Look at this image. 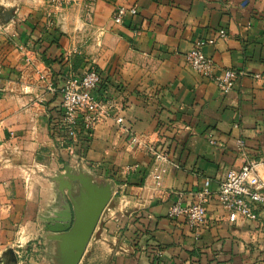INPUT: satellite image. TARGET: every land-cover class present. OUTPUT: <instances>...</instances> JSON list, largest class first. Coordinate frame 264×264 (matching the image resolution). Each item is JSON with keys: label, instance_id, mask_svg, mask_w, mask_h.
<instances>
[{"label": "crops", "instance_id": "obj_1", "mask_svg": "<svg viewBox=\"0 0 264 264\" xmlns=\"http://www.w3.org/2000/svg\"><path fill=\"white\" fill-rule=\"evenodd\" d=\"M118 6L137 12L117 24ZM33 7L15 5L14 19L0 23V257L20 242L18 228L36 220L44 227L58 205L57 195L35 196L37 175L65 165L60 89L68 75L95 64L98 94L113 109L75 148L115 191L79 264H264V206L254 207L258 220L230 223L218 198L227 173L245 163L239 139L250 159H264V0H96L91 21L75 4L54 10L52 27L48 0ZM221 29L227 39H219ZM211 38L217 42L204 52L216 74L243 73L227 94L187 60L199 40ZM44 72L56 92L39 80ZM132 133L168 155L158 164L160 186L151 174L154 155L138 149ZM258 174L264 180L263 166ZM206 179L212 194L198 232L169 211L179 199L194 203ZM38 239L29 233L22 241L30 250ZM29 261L51 264L46 256Z\"/></svg>", "mask_w": 264, "mask_h": 264}, {"label": "built area", "instance_id": "obj_2", "mask_svg": "<svg viewBox=\"0 0 264 264\" xmlns=\"http://www.w3.org/2000/svg\"><path fill=\"white\" fill-rule=\"evenodd\" d=\"M95 1L48 0L51 12L48 14L47 26L52 27L54 25L52 19L54 10H61L75 4H82L85 7L89 21H91ZM136 12L135 7L118 6L114 12V22L122 24L127 15L135 14ZM218 36L219 39L224 40L227 39L228 33L225 29H221ZM216 42L217 38L199 40L187 54V60L196 73L213 81L223 93L227 94L234 89L238 77L243 73L227 68L216 74L215 62L204 52L205 46L215 45ZM254 78L259 79L261 76L255 75ZM39 80L45 82L46 89L49 92H56L54 77L50 72L42 73ZM101 84L102 75L94 66H89L80 73L68 75L60 89L62 96L61 118L57 125L59 132L69 142L65 145L62 143L63 145H60V149L64 150L66 155L69 153L70 163L74 166L82 165L88 167L89 163L77 153L75 144L82 139L84 134H91L99 124L106 121L113 109L112 102L100 97L98 94ZM123 121L122 116L116 118L118 124H122ZM132 134V142L137 145L138 149L154 155L155 166L151 174L156 185L160 186L162 176L158 164L162 161H167L168 155L158 151L156 145H147L143 135ZM208 140L212 145H217V140L212 134L209 135ZM237 145L238 153L245 158V163L240 169L229 171L226 178L220 183L218 190L220 205L230 223L243 219L258 220V214L254 207L257 205L264 206V180L258 174V167H264V159L260 161L250 159L243 139H239ZM137 166L135 165L131 168H137ZM210 185L211 180L206 179L203 188L197 193L196 201L192 204L182 205L179 199L170 208L169 216L171 218L183 217L189 227L199 232L207 216V204L212 194Z\"/></svg>", "mask_w": 264, "mask_h": 264}, {"label": "water", "instance_id": "obj_3", "mask_svg": "<svg viewBox=\"0 0 264 264\" xmlns=\"http://www.w3.org/2000/svg\"><path fill=\"white\" fill-rule=\"evenodd\" d=\"M14 12V8L1 11L0 23L12 21ZM63 159V171L43 174L55 189L58 205L47 217L42 237L47 240L49 252L45 255L51 264H79L103 211L111 202L115 183L100 179L85 166L72 165L68 156ZM5 255H10L8 264L17 263L12 249Z\"/></svg>", "mask_w": 264, "mask_h": 264}, {"label": "rangeland", "instance_id": "obj_4", "mask_svg": "<svg viewBox=\"0 0 264 264\" xmlns=\"http://www.w3.org/2000/svg\"><path fill=\"white\" fill-rule=\"evenodd\" d=\"M44 1L46 0H0V12L4 11V10H10L12 8L15 9V5H18L20 3H22L24 6H27L29 8H34V5H41V3H44ZM40 3V4H39ZM33 5V6H32ZM93 66L96 68V65L93 64ZM97 69V68H96ZM60 151V150H59ZM62 152V151H60ZM67 153V152H66ZM67 156H69V153L66 155L65 152L63 153V158L67 159ZM60 165V167H59ZM58 167V168H57ZM51 169L54 170H64V163H62V161H58V165H54V166H50ZM88 168V167H87ZM50 169V170H51ZM46 170V169H45ZM50 170H46L44 172H42L45 175H51L54 171H50ZM37 179L38 182H36V190H35V196L37 197L38 195H40L41 193H44L46 195H56L55 189L53 187V185L49 182V180L47 178H44L42 175H37ZM35 197V199H36ZM46 197V196H45ZM31 220H35L36 218L34 216H32L31 212L29 215ZM30 225H32V227H20L17 229L16 234H17V239L20 240V242L15 243L12 247H9L6 249V251H4V253H2V257H5V253L9 250L12 249L13 251H19L21 254L23 255H27L28 254V258H22V259H17V263L16 264H30V259L31 257L34 256H40V257H44L46 256L45 254L47 252H49V249L47 247V240H45L43 237H41L43 235V223L40 220H36V221H31ZM32 233L34 236H37L41 242L40 244L38 243L36 246L37 247H30V250L28 249V245L25 244V242L22 241L23 236H25L26 234ZM42 233V234H41ZM41 235V236H40ZM38 239V240H39ZM36 250V251H35ZM27 251V254L25 253ZM15 253V252H14ZM0 257V258H2ZM47 259V257H46Z\"/></svg>", "mask_w": 264, "mask_h": 264}, {"label": "trees", "instance_id": "obj_5", "mask_svg": "<svg viewBox=\"0 0 264 264\" xmlns=\"http://www.w3.org/2000/svg\"><path fill=\"white\" fill-rule=\"evenodd\" d=\"M43 61L46 63V64H50L51 62H52V60H50V59H48V58H46V57H43ZM51 135H53L52 133H51Z\"/></svg>", "mask_w": 264, "mask_h": 264}]
</instances>
